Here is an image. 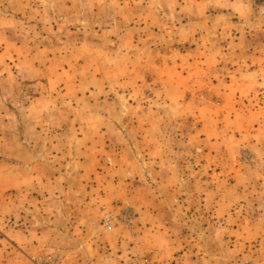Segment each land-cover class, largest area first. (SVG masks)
<instances>
[{
  "label": "rangeland",
  "instance_id": "1",
  "mask_svg": "<svg viewBox=\"0 0 264 264\" xmlns=\"http://www.w3.org/2000/svg\"><path fill=\"white\" fill-rule=\"evenodd\" d=\"M5 1L0 0V17L17 20L7 27L6 39L19 45L44 42L52 51H62L64 57L50 61L57 62L64 75L57 77L54 68L46 79L81 85L78 99L71 89L54 90L65 95L63 106L42 101L30 106L42 97L30 85L35 80L18 73L15 90L2 91L5 113L12 111L19 126L26 120L42 125L62 115L68 132L65 144L75 148L78 142L82 148L94 144L98 131L107 132L109 139L102 140L101 149L105 153L100 155L108 167L112 155L124 159L117 168L128 166L124 177L119 172L107 179L114 182V212L122 204L138 210L121 198L123 194L137 203L148 201L156 179H169L173 188L194 196L188 211L194 226V231L188 229L191 240L208 245L219 236L226 244L224 264H264V8L259 7L257 17L212 8L208 21L215 29L191 32L177 26L182 18L155 12L149 0H82L83 10L75 19L70 18V6L57 10L54 0H30L42 9L38 15L53 25L49 28L2 9ZM231 17L247 24L222 30L218 23ZM112 23L118 25L108 30ZM140 46L152 55L144 59L145 68L136 56ZM127 50L135 57L123 56ZM11 64L21 69L17 59ZM111 130L123 133V144L112 138ZM71 133L74 140L68 137ZM150 152L157 154L155 163L147 159ZM160 154L165 163L157 158ZM107 211L99 218L102 230L104 216L113 212ZM200 227L210 231L196 233Z\"/></svg>",
  "mask_w": 264,
  "mask_h": 264
},
{
  "label": "crops",
  "instance_id": "2",
  "mask_svg": "<svg viewBox=\"0 0 264 264\" xmlns=\"http://www.w3.org/2000/svg\"><path fill=\"white\" fill-rule=\"evenodd\" d=\"M54 1L57 10L66 6L72 8L70 18L75 19L83 10L82 0ZM90 1L95 3L96 0ZM131 1L136 0H126L125 4ZM5 2L2 9L11 14L30 16L31 21L35 18L32 25L53 26L43 15H38L42 9L34 8L30 0ZM147 3L155 12L162 11L168 17L182 18L177 26L191 32L199 27L215 29V25L209 26L208 21V11L212 8L218 10L222 7L223 12L231 9L234 12L230 14L232 16H242V12L256 16L259 7L264 8V0H149ZM90 6L94 9L93 5ZM15 24V19L0 17V235L4 234L0 240V264H31V259L52 250L63 251L65 264H224V238L215 236L208 241V245L201 240L190 239L188 229L194 231V226L189 224L188 211L193 206L194 196L184 195L179 191V186L173 188L172 184L175 183H169V179H156L157 188L148 201L145 199L137 203L128 193L125 197L122 195V199L138 208H134L137 218L133 231L120 228L111 232L102 230L99 218L104 215L103 209L107 212L114 209V182L107 180L108 176L120 172L124 177V173H128V166L122 163V168H117L116 164L124 159L112 155V166L108 167L106 157L100 155L105 153L101 150L105 148L102 140L109 139L105 131H98L96 143H87L82 148L78 142L79 147L75 148L65 144L68 132L63 130L64 116L56 115L59 116L57 119L45 123L43 120L42 125H37L41 128H38L35 121L29 123L27 120L19 126L21 123L15 119L12 111L5 113L2 91L15 90L18 73L35 80V83L29 84L42 97L34 99L30 106L39 101L45 106H63L67 102L65 95H56L54 90L71 89L77 99L81 90L80 83L76 81L67 86L65 82L51 77V81L47 80L50 69L57 68L54 71L57 77L64 75L60 65L54 60L50 61L55 57H64V53L52 51L44 42L28 41L19 45L6 39L7 27ZM218 24L227 31L232 26L246 25L247 22H238L231 17L222 19ZM116 25L118 23L108 25V30L115 29ZM137 48L136 56L142 60L138 63L145 68L144 59L152 55H147L146 49L141 46ZM124 53L123 56L128 59L135 57L129 50ZM16 59L21 69L14 67L15 62L11 64ZM24 66L27 68L25 71ZM111 132L112 138L123 144V133L116 130ZM72 135L68 134V137L72 138ZM153 154L157 155L150 152L147 159L155 163L158 159ZM157 158L161 163L166 161L161 154ZM147 173L144 170V177ZM220 204L219 197L216 205L221 215ZM18 219L22 222L18 223ZM196 229V233L210 231L208 227ZM221 230L217 228V231Z\"/></svg>",
  "mask_w": 264,
  "mask_h": 264
},
{
  "label": "built area",
  "instance_id": "3",
  "mask_svg": "<svg viewBox=\"0 0 264 264\" xmlns=\"http://www.w3.org/2000/svg\"><path fill=\"white\" fill-rule=\"evenodd\" d=\"M135 219V210L127 204H122L117 212L107 213L104 216L103 228L106 232H111L116 228L131 232ZM65 261V255L61 250H52L31 259L32 264H65Z\"/></svg>",
  "mask_w": 264,
  "mask_h": 264
}]
</instances>
